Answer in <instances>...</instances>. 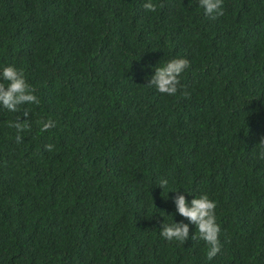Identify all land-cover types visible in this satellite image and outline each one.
<instances>
[{"label":"trees","instance_id":"1","mask_svg":"<svg viewBox=\"0 0 264 264\" xmlns=\"http://www.w3.org/2000/svg\"><path fill=\"white\" fill-rule=\"evenodd\" d=\"M147 2L0 0V71L40 100L28 118L0 105V264H264V0H223L217 19ZM175 58L190 62L175 96L146 86ZM180 195L216 203L212 260ZM172 222L185 244L161 238Z\"/></svg>","mask_w":264,"mask_h":264},{"label":"clouds","instance_id":"2","mask_svg":"<svg viewBox=\"0 0 264 264\" xmlns=\"http://www.w3.org/2000/svg\"><path fill=\"white\" fill-rule=\"evenodd\" d=\"M199 7L204 9V13L211 19H217L224 15L223 0H198ZM156 5L149 0L143 4L146 11L156 12ZM190 67V62L184 58H175L163 66H158L154 69L155 74L150 78L146 86L154 87L160 94L175 96L179 91L181 74ZM7 82L5 85L4 82ZM36 89L30 85L22 70H18L14 66H4L0 71V105L9 112L22 113L25 118L30 117V110L25 105H39L40 100L35 95ZM184 95H187L185 92ZM41 132H47L55 127L53 120L40 119L36 121ZM8 127L16 130L15 141L17 144L22 142L21 133L31 131L30 119H25L21 122V115H18L14 122H9ZM53 144L45 146V150L52 151ZM259 149V159L264 160V138L256 145ZM164 189L168 187L167 179H161L158 185ZM172 192V191H170ZM176 192V191H175ZM176 211L180 216L187 219L191 224L196 226L198 238L203 240L208 246L206 253L207 259L212 260L221 250L220 244V226L216 222V203L207 195H201L191 200V206L185 199V196L180 195L175 199ZM160 236L168 242H179L185 244L189 239V227L184 223L163 224ZM197 239L196 234L192 237Z\"/></svg>","mask_w":264,"mask_h":264}]
</instances>
